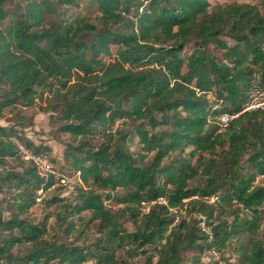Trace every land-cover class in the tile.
Segmentation results:
<instances>
[{
  "label": "trees",
  "instance_id": "16d2710c",
  "mask_svg": "<svg viewBox=\"0 0 264 264\" xmlns=\"http://www.w3.org/2000/svg\"><path fill=\"white\" fill-rule=\"evenodd\" d=\"M254 83L264 0H0V119L47 100L78 178L33 222L43 180L12 142L16 124H0V264H203L260 229L225 263L264 264V110L215 120ZM90 224L97 235L77 243Z\"/></svg>",
  "mask_w": 264,
  "mask_h": 264
},
{
  "label": "rangeland",
  "instance_id": "374dc122",
  "mask_svg": "<svg viewBox=\"0 0 264 264\" xmlns=\"http://www.w3.org/2000/svg\"><path fill=\"white\" fill-rule=\"evenodd\" d=\"M212 5L215 4H226L230 2H243V1H249V0H210ZM94 7L92 9H85V7L80 6L79 9L72 10V13H81V14H90V16L99 15L98 12H95L93 14ZM226 39V38H225ZM227 40V39H226ZM231 42V41H229ZM258 84L254 83L251 85L250 88H257ZM52 111L48 109V101L46 102L42 101L41 103H37L35 106L30 108H15L12 109L10 107H7L4 109V117L0 119L1 125H8L10 123L16 124V130L18 131L19 139L13 138L12 140H16L17 142L24 143L26 140H30L34 146H46L49 150H47V153L51 156L53 159L55 165L57 168L64 169V173L68 174L71 172L70 169V161H68L64 156V150L66 148L65 143L66 141L70 140L68 134L61 133L58 131L59 122L52 117ZM134 148V146H133ZM6 166L9 168L13 165H16V161L8 159L6 162ZM68 176L71 178V181L62 186H55L50 191H48L41 202H38L35 204V206L32 207L29 213V218L33 220V222H39L44 214L47 212H52L55 210V206H46L45 200L48 198H51L53 196L58 197H68L70 198L72 196V189L78 180V178L75 175ZM257 181H259V178H257ZM121 191V190H120ZM4 195H0V198H3ZM214 200V197L210 198V202ZM116 206L113 207L115 209ZM83 215L88 217V213L84 212ZM197 218H199V215H196ZM55 218L56 215L50 214V216L47 219V225L48 229L50 226H55ZM264 225V222L261 226ZM128 229H132V225L129 223L126 224ZM89 234L87 235V238L85 237H79L76 235V233L73 234V236L77 237L75 241L77 243H89L92 241V239L97 235L96 232V225L90 224L87 228ZM55 231H50L48 234V238H56L59 240H63L64 236L57 235L54 233ZM255 236H261V229L255 232L254 234H245L240 237H236L235 239H232L230 244L226 246V248L223 251L222 258L220 259V255L218 252H212L208 251L203 254H201V262L203 264H226L227 260L230 263L237 262L238 261V253H236L234 250L239 249L241 245H245L249 242L250 237ZM73 239V237H72ZM25 247H21L19 251H24ZM18 250L14 249V252L16 253ZM225 258V259H223ZM135 264H148L145 258L139 257L134 260ZM218 262V263H217ZM226 262V263H225ZM5 264V263H2ZM89 264V263H85ZM150 264H155V260L152 261Z\"/></svg>",
  "mask_w": 264,
  "mask_h": 264
},
{
  "label": "built area",
  "instance_id": "2783aa9c",
  "mask_svg": "<svg viewBox=\"0 0 264 264\" xmlns=\"http://www.w3.org/2000/svg\"><path fill=\"white\" fill-rule=\"evenodd\" d=\"M258 109L264 110V86L260 85L255 89L250 88L248 90L246 100L239 112H222L216 116L215 120L220 126L224 127L240 113ZM12 142L15 144L20 158L25 162L31 163L38 176L43 180V184L35 190V201L37 203L41 202L45 194L55 186L66 185L71 181L68 174L58 171L53 159L47 152H34L23 143L17 142L16 140H12ZM50 179L53 180V183L47 188H44V183ZM158 201L165 202L163 198H159ZM198 219H201L199 224L204 228L203 217L199 215Z\"/></svg>",
  "mask_w": 264,
  "mask_h": 264
}]
</instances>
